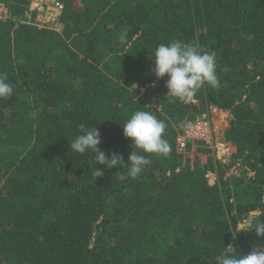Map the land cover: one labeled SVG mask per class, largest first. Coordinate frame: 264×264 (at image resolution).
Masks as SVG:
<instances>
[{
  "label": "trees",
  "instance_id": "16d2710c",
  "mask_svg": "<svg viewBox=\"0 0 264 264\" xmlns=\"http://www.w3.org/2000/svg\"><path fill=\"white\" fill-rule=\"evenodd\" d=\"M28 1L0 0V71L15 86L0 99V264H217L229 244L264 250L249 228L264 220V0H62L61 30L24 22ZM173 40L215 52L218 88L168 95L152 55ZM212 107L232 115L230 163L203 144L178 152L182 126ZM137 110L167 123L171 147L142 153L137 179L71 151L80 124L97 126L106 156L130 162L123 124Z\"/></svg>",
  "mask_w": 264,
  "mask_h": 264
},
{
  "label": "clouds",
  "instance_id": "9594fccd",
  "mask_svg": "<svg viewBox=\"0 0 264 264\" xmlns=\"http://www.w3.org/2000/svg\"><path fill=\"white\" fill-rule=\"evenodd\" d=\"M127 38V30H123L118 40L124 43ZM251 39V37H249ZM155 66L153 72L157 79H163L168 89V95L180 100L191 99L195 93L204 86L218 88L220 79L217 74V61L215 52L204 50L198 43H185L181 40H173L169 43L159 44L154 54ZM15 86L9 81L6 71H0V99L11 98ZM167 123L157 119L149 111L137 110L123 124L125 138H130L134 151L130 153L128 163L123 156L113 152L106 156L99 147L102 143L101 132L97 126L86 127L79 125V133L70 141L71 151L81 155L91 152L96 154V161L107 168H118L122 164H128L129 176L137 179L149 162L142 153L156 154L168 157L171 147L165 139ZM96 163V164H97ZM103 170L95 168L93 176H102ZM249 228L254 229L258 235L264 236V220L249 223ZM217 264H264V250L251 251L242 255L229 244L216 257Z\"/></svg>",
  "mask_w": 264,
  "mask_h": 264
},
{
  "label": "built area",
  "instance_id": "2783aa9c",
  "mask_svg": "<svg viewBox=\"0 0 264 264\" xmlns=\"http://www.w3.org/2000/svg\"><path fill=\"white\" fill-rule=\"evenodd\" d=\"M5 13L6 19L8 10L5 4L0 3V11ZM64 10V3L62 0H29L28 7L25 11L24 22L38 25L41 28H51L59 30L62 26L61 13ZM216 128L214 124V117L208 113L203 114L195 120L187 121L182 126V131L177 138L178 152L183 155H188L189 148L197 144L210 146L220 160L226 158L225 140L215 145ZM221 155H219V153ZM216 177V175H215Z\"/></svg>",
  "mask_w": 264,
  "mask_h": 264
},
{
  "label": "rangeland",
  "instance_id": "374dc122",
  "mask_svg": "<svg viewBox=\"0 0 264 264\" xmlns=\"http://www.w3.org/2000/svg\"><path fill=\"white\" fill-rule=\"evenodd\" d=\"M8 10V8H7ZM0 16H2V18H4L5 16V13L3 10L0 11ZM8 17V15H7ZM6 17V19H7ZM25 18V17H24ZM63 26H61L59 28V30L62 29ZM213 117H214V124H215V128H216V134H215V145H219L218 143L221 142V141H224L225 140V146H226V158L222 159L221 161L223 162H231L232 161V155L233 153L236 151V147L230 143L229 141H226L225 139V131L226 129L229 127V124H230V121H231V116L230 113L228 111H224V110H221V109H218L217 107H212L210 109V112H209ZM206 148H209L210 146H204ZM200 148H203V145L202 144H197L195 146H192L189 148V153L188 155H184L185 157H194L196 155H200ZM204 149V148H203ZM219 153V152H218ZM215 155L217 156V154L215 153ZM219 155H221L219 153ZM218 158V156H217ZM234 161V160H233ZM232 172L234 174H238V175H242V174H245V175H251L249 169L241 164H238V163H234L232 164ZM216 177H215V174L213 173H210L209 174V180H210V183L211 184H214L216 182ZM255 251H261V249L259 248H256Z\"/></svg>",
  "mask_w": 264,
  "mask_h": 264
}]
</instances>
